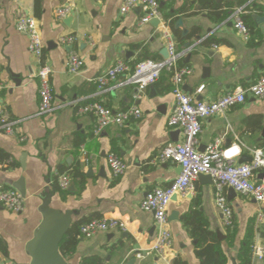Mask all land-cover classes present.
<instances>
[{"label": "crops", "instance_id": "crops-1", "mask_svg": "<svg viewBox=\"0 0 264 264\" xmlns=\"http://www.w3.org/2000/svg\"><path fill=\"white\" fill-rule=\"evenodd\" d=\"M122 2L0 0V106L10 120L16 121L13 134L0 130V148L10 154L12 162L0 168V187H12L20 177L25 187L21 212L0 206V238L7 250H0V264H29L26 244L42 220L37 209L40 198L54 187L61 173H68L66 170L74 165L84 173L81 190L71 180L73 189L67 188L64 196L55 190L50 201V206L60 211H72L71 229L76 241L63 255L69 264H83L86 257H97L101 264H172L177 256L188 264H199L195 241L182 222L190 208L203 214L211 230L219 229L225 235L213 182L197 177L193 192L174 195L167 207L169 246L160 257L149 252L155 223L153 213L141 209L140 202L148 190L169 185L179 173L176 163L158 159L165 144L182 141L181 131L166 124L175 104L172 74L162 70L157 81L139 97L134 96V87L125 83L124 75L102 89L93 79L118 59L130 65L146 58L163 60L160 50L166 47L168 35L181 54L177 66L191 67L183 89L195 99L211 100L248 85L264 74V0H158L162 15L157 27L140 22L144 14L140 5L120 14ZM63 6L69 7V12L58 18L56 10ZM238 10L249 29L247 38L233 27V14ZM23 15L35 18L43 42L41 60L29 51L28 36L15 28L17 18ZM253 15L263 19L257 21ZM178 18L182 24L176 26ZM183 28L188 29L185 36ZM65 35H73L75 40L62 44L59 39ZM193 35H200V39L194 40ZM186 41L191 43L189 48L183 47ZM71 52L84 61L75 72L68 70ZM41 61L52 68L53 108L47 113L38 112L36 71ZM93 101L113 111L137 106L142 114L124 125H109L96 135L94 115L79 112L82 105ZM255 115L261 118L259 124ZM263 126L264 99L248 96L242 104L202 119L197 149L204 151L218 138L237 163L248 162L253 148L264 151ZM110 152L126 163L124 172L115 178L106 163ZM253 179L264 183V172L256 171ZM228 192L226 187L224 194L236 230L231 244L225 237L221 239L226 264L237 263L251 222L253 244L261 247L262 257L251 250L250 264H264V221H256L264 205L235 191L231 195ZM172 213L176 216L170 218ZM93 216L118 218L126 223V230L82 236L76 225ZM137 253L143 256L137 257Z\"/></svg>", "mask_w": 264, "mask_h": 264}, {"label": "built area", "instance_id": "built-area-1", "mask_svg": "<svg viewBox=\"0 0 264 264\" xmlns=\"http://www.w3.org/2000/svg\"><path fill=\"white\" fill-rule=\"evenodd\" d=\"M140 5L144 14L141 23L149 22L152 18H161V10L158 0H123L119 13L125 14L134 6ZM69 12V7L63 6L56 10L58 18L64 17ZM234 29L247 38L249 29L241 17V11L233 14ZM17 31L28 36V49L39 60L42 58L43 42L37 31L35 18L23 15L15 22ZM166 49L168 57L163 60L142 59L130 65L123 59H118L113 65L94 77L99 89L108 83L115 81L119 76H125V83L132 85L136 90L135 97H139L147 86L157 81L162 70L171 71L172 93L175 104L168 115L166 124L177 128L182 133V141L165 144L159 151L158 159L172 161L179 166L178 175L165 187H154L148 190L140 202L141 209L153 213L155 234L149 252L155 256L163 255L171 242V232L168 227L167 207L174 195L185 196L194 190V181L200 174L211 177L214 187L215 205L222 214L225 227L233 225V211L227 204L224 189L231 187L236 193L255 200L264 205V183L255 181L253 176L256 171L264 172V151L255 147L252 149L251 159L248 162L237 163L227 149L220 146V140L214 139L207 145L204 151L197 149L198 137L202 129V119L224 113L231 106L245 102L248 96L264 99V74L255 81L245 86L224 92L211 100H197L183 89L185 77L191 73V67L187 65L177 66L181 54L176 50L175 42L166 35ZM75 40L73 35L60 37L62 44H71ZM84 64L83 59L75 52H71L68 58V70L75 72ZM52 68L47 63L40 62L36 77L38 79V112L47 113L52 108L53 90L50 77ZM2 85L0 84V90ZM80 113H92L95 117L93 132L99 134L109 125H124L131 119H138L142 112L137 106H131L124 110L113 111L104 103L93 101L82 105ZM15 120H10L4 109L0 106V130L13 134L15 132ZM110 174L113 178L120 176L126 169V163L114 152L106 157ZM71 178L68 173H61L57 178V185L61 189H67ZM0 206L11 211L21 212L24 206L22 195L13 187H0ZM256 221H264V209H260L256 215ZM112 229L126 230V223L115 217H92L79 225V234L85 237L92 236L99 231ZM252 253L262 257L260 246L253 244ZM142 257L141 253L136 254Z\"/></svg>", "mask_w": 264, "mask_h": 264}, {"label": "trees", "instance_id": "trees-1", "mask_svg": "<svg viewBox=\"0 0 264 264\" xmlns=\"http://www.w3.org/2000/svg\"><path fill=\"white\" fill-rule=\"evenodd\" d=\"M142 60V59H140ZM172 73L168 71L170 76ZM260 116L255 115V122L260 123ZM10 154L5 150L0 148V168H6L11 165ZM70 175L71 180L75 182L78 187V190H81L84 182V173L78 167L74 165L69 167L67 170ZM54 188L62 196L67 193V189H61L56 180L54 181ZM96 217V216H93ZM182 222L187 227L191 238L195 241L194 243V254L199 259V264H226L227 257L226 253L222 248V240L218 238L215 231L211 230L208 226V222L203 216V214L196 208H190L183 216ZM82 223L79 222L76 226L78 227ZM236 227L233 224L231 227H225V241L228 244H231ZM253 223L247 227V232L245 238L241 243L236 264H250L251 263V247L253 244ZM71 227L63 237L62 241L59 244V251L64 255L67 251L71 250L74 247L76 236L73 234ZM0 250L3 253H6V245L4 241L0 238ZM83 264H101V261L97 257H86L83 259ZM172 264H188L181 257H175L172 260Z\"/></svg>", "mask_w": 264, "mask_h": 264}, {"label": "water", "instance_id": "water-1", "mask_svg": "<svg viewBox=\"0 0 264 264\" xmlns=\"http://www.w3.org/2000/svg\"><path fill=\"white\" fill-rule=\"evenodd\" d=\"M257 21H261L263 17L258 15H253ZM149 23L157 27L159 24L158 18H152ZM182 19L178 18L175 22V25H181ZM188 33V29H182V36H185ZM194 40H199L200 35H193ZM191 43L186 41L183 43L184 48H189ZM160 54L163 59L168 57V51L166 47H162L160 50ZM190 55L187 54L186 59L189 58ZM262 135H264V126L262 129ZM251 156H249V160ZM21 166L23 167V163L21 162ZM87 174H90L89 169ZM200 179L207 180L212 182V179L207 174H200L198 176ZM12 187L15 188L22 197L25 196V187L23 183V178L20 177L16 181L12 183ZM69 190L73 189V184L70 183L68 186ZM55 192V188L51 187V190L46 192L40 198V204L38 205V211L42 216V220L39 223L38 227L35 229L33 233V238L30 239L26 244V252L30 256L29 264H69L63 255L59 251V244L62 241L63 237L71 227V218L72 214L71 210L60 211L52 206H50L51 196ZM229 195L234 194V190L229 187ZM176 216L175 213L170 215ZM216 234L219 239H223L225 237L224 233L219 229H216ZM135 258L131 259L130 263H133Z\"/></svg>", "mask_w": 264, "mask_h": 264}, {"label": "clouds", "instance_id": "clouds-1", "mask_svg": "<svg viewBox=\"0 0 264 264\" xmlns=\"http://www.w3.org/2000/svg\"><path fill=\"white\" fill-rule=\"evenodd\" d=\"M233 151H235V149H233Z\"/></svg>", "mask_w": 264, "mask_h": 264}]
</instances>
